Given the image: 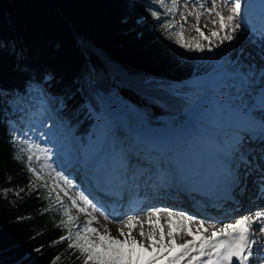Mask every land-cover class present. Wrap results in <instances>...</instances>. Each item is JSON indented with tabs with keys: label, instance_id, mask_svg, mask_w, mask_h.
<instances>
[{
	"label": "trees",
	"instance_id": "obj_1",
	"mask_svg": "<svg viewBox=\"0 0 264 264\" xmlns=\"http://www.w3.org/2000/svg\"><path fill=\"white\" fill-rule=\"evenodd\" d=\"M169 9L161 0H0V264H52L58 255L57 264H83L67 241L53 244L67 235L60 225L69 206L62 192L63 207L55 191L49 195L53 182L22 138L30 113L41 109L34 95L67 128L69 136H60L72 156L70 139L82 147L94 142L99 90L117 92L152 123L172 115L183 121L190 79L227 62L213 45L201 42L198 52L175 43L176 29L161 28L180 24ZM184 38L198 39L186 29ZM29 155L42 180L28 170Z\"/></svg>",
	"mask_w": 264,
	"mask_h": 264
},
{
	"label": "snow or ice",
	"instance_id": "obj_2",
	"mask_svg": "<svg viewBox=\"0 0 264 264\" xmlns=\"http://www.w3.org/2000/svg\"><path fill=\"white\" fill-rule=\"evenodd\" d=\"M161 3H163V0H161ZM200 7L203 8L204 5ZM217 9L216 0H211V7H208L205 11L189 12L188 15H194L196 23L192 25V28L198 33L199 37L209 41V43L214 38L219 41V44H223L225 41H232L237 30L241 28V25L236 22L241 13V3L239 0H231V7L228 8L230 14L228 15L222 14ZM168 11L175 14V0H173V7ZM205 12L209 17V22L214 27L218 25L216 30L210 31L209 35H205L200 27L201 17L205 15ZM180 15L184 23H187V16L184 13ZM152 16L158 17V13L153 11ZM207 27L208 23H205L204 28ZM161 28L165 32L169 29H176L175 36L178 38L175 39V43L179 44L180 47L190 51H205V46L200 39L193 38L188 42L185 41L183 23L177 24L174 20H169L164 22ZM167 38L172 39V34H169ZM208 51H212L211 47L208 48ZM261 75L264 76V72ZM262 95H264V87L261 88L260 96ZM28 147L29 149H40L38 144H30ZM40 151H46V149H40ZM32 161L33 156L29 155L27 157L28 170L36 176V179L42 180L43 178L36 168L32 166ZM48 167L55 174L54 186L49 195L52 191H55L56 202L61 203L63 207L60 195L63 192L64 196H67L71 201L72 208H76L79 212L90 215V212L98 211L93 201L83 193L76 192L74 196H69L67 189L59 186V181H63L64 184H68L69 181L59 171H56L52 165H48ZM260 180V192L264 194V172L261 173ZM31 186L35 187L34 184ZM43 186L47 188L46 181ZM77 198H79V201ZM79 202H82L84 207H79ZM70 211V208L63 207V214L67 219H62L60 225L67 230V235H61L59 240L53 241V244L67 241V248L78 251L80 256L77 259H82L83 264H157V261L162 258L166 259L167 264H182V262L184 264H251L250 257L254 253L253 246L264 240V211H257L252 216H241L235 220V223H224L218 231L213 230L209 236H205L209 229L205 228L201 222L196 228V233H199V236L196 237L189 227V224L193 222L192 216L182 212H173L170 209H154L146 214L148 222L151 223L153 216L158 217L161 212H166L169 227L167 235L169 238L181 232L194 237L191 241L181 244L179 246L180 250L175 255H166L172 253L174 241L165 244L162 230L159 240L156 239L155 231L145 233L142 227L143 221L139 216L129 215L126 219L114 220V223L124 227L118 228V235L113 236L111 230L107 227H104L101 231V229L92 226L93 223H99L98 218L95 216L86 220L82 225H76L77 217L72 216ZM100 215H103L106 221L109 220V217L104 215L103 212H100ZM173 217L176 219L174 220ZM253 225L257 226L255 230ZM73 226H75V230H73ZM137 226H140L139 237L141 239L139 240L132 234ZM211 227L215 229L216 226L212 225ZM124 228L127 229L126 232ZM256 231L259 232V237H257ZM145 241H150V243L146 246ZM157 244L160 245L159 249L154 247ZM149 248H152L153 252L147 256L143 255L149 252ZM259 251L264 253V245H261ZM60 259L61 256H56L52 264H57Z\"/></svg>",
	"mask_w": 264,
	"mask_h": 264
},
{
	"label": "bare ground",
	"instance_id": "obj_3",
	"mask_svg": "<svg viewBox=\"0 0 264 264\" xmlns=\"http://www.w3.org/2000/svg\"><path fill=\"white\" fill-rule=\"evenodd\" d=\"M191 2L194 6H196L198 9V12L205 11L208 7H211V0H200V2L196 0H188ZM217 5L220 7V10L222 14L228 15L230 14L228 12V8L231 7V4L228 2H221L220 0H216ZM196 3H199L200 6L204 5L203 8L200 6L198 7ZM205 23H208V26L211 25L209 22V17L207 16V13L205 12V15L201 17ZM240 39L243 40L244 45H248L250 49H252V44H258L259 48L261 50L264 49V44L259 43L257 39H255L252 35L248 34L247 32L238 29L237 32L235 33ZM224 69V68H223ZM222 67H218L214 69L212 72L208 74L207 77H205L206 80H216L220 78L224 79H232L235 75L230 74V75H224L222 76ZM222 76V77H221ZM248 82H251L252 80L254 81L256 75L250 76L249 74H245L244 76ZM253 78V79H252ZM246 79H244L241 83L245 82ZM229 90V84H225L222 87L215 88V89H208L204 94L200 95L198 97L197 103L191 105L190 107H187V109L195 108V111L193 112L192 115H190L187 118V121H185L184 124H179V121L173 120L170 121L173 125H176V127L182 126L183 133L185 134V142H187L190 137L194 134L198 133H204V132H199L197 129V126L201 125H207L210 128L209 129H217L216 133L218 135H221V130L224 129L223 125V120L224 114L228 109H236L239 106L243 105L240 103V96L237 92H232L235 94L233 96L232 94H227L228 100L223 98V93ZM236 97V99H235ZM137 105L135 104L134 107L130 106L128 108V113H130L132 116L135 114V123L138 127H145L146 120H144L141 117V114L137 112ZM198 114V115H197ZM197 115V116H195ZM179 120V117L177 118ZM211 130H208V133H210ZM113 144V143H112ZM185 145H189L191 148L192 144H187L183 143ZM228 144V149L229 153L231 155V160L235 161L240 166V169L238 171V183L235 187V199L233 202L228 203L227 207L232 211L231 214H240L239 216H242L244 214H247L248 216H252L254 213L257 211H264V196L262 195H257V189L254 188V184L259 181V172L255 173H250L248 172L250 170L249 167L245 166L242 164L240 161L237 160L236 155V148L234 144L230 143V139L227 140ZM114 146H117L114 144ZM250 146L248 145H243V150L247 153L253 156V161L254 163L259 164V168L261 169L262 167V160L264 156V150L261 149L258 145H254V150L250 151L249 148ZM113 148V147H111ZM190 149L186 150V146L183 147V150H174L170 154H166L172 159H178L181 160L183 157L187 155ZM263 154V155H262ZM122 153L119 154V157H121ZM84 157L87 161H90L91 163L98 161V157H95L92 155L91 157L89 154H85ZM90 159H87V158ZM84 158H78V161L83 160ZM58 158H55L57 160ZM68 165V162L65 164ZM149 169L145 171L144 173L141 174V172H136L134 173L133 177L129 179V183L126 184L125 192L122 195L121 200H115L113 203V206H126L130 202L128 198L132 195L135 194V192L138 190V186H140L143 190V196L146 198V207L138 212H133L132 210L126 209V210H117L116 212H112L110 210L107 211V214L112 218V220H105L103 215H100L99 211L96 212L97 215L100 217V225L104 228L107 227L111 230L113 233L118 234V228L124 227L123 225L114 223V220H120V219H126L129 215H132L134 213L135 216L141 217L143 224V230L145 233L153 232L155 231L156 233V239H159L160 237V231L158 230L157 227V221L160 222V224L167 226V213L166 212H161L159 216H153L151 218V223L148 222L147 220V213L150 211H153L154 209H170L173 212H180L177 210L178 206L174 205L173 203L176 204L180 203L185 209V211H189L190 209H197L200 212H206L208 210V204L206 202L199 201V203H196L194 201V197L190 196L188 198L184 192L172 179L171 174L165 173L163 171H158L156 167L149 166ZM134 169H131V172H133ZM127 180H128V175L125 174ZM108 187L110 190L112 187L116 184L110 183L109 181L107 182ZM87 191V190H86ZM255 192V194H254ZM254 194V195H253ZM113 197H116L112 194ZM104 196V191L101 190L100 195L98 196V199L96 200L97 206L101 207L104 202L102 201V197ZM166 203L167 206H164ZM174 205V206H173ZM255 206L251 209H249L247 212H243L244 208H248L249 206ZM240 208V209H236ZM148 209L146 212H143V210ZM189 209V210H188ZM142 211V212H141ZM243 212V213H242ZM242 213V214H241ZM105 215V214H104ZM174 220L176 219L173 217ZM228 221H233V220H228ZM197 224V221L193 220L189 225L194 227ZM169 228V227H168ZM257 228L256 225H253V229L255 230ZM125 232L127 231L126 228H124ZM140 231V226H137L136 229L133 230V235L135 237H139L137 232ZM169 231V230H168ZM175 231V230H174ZM168 232H164V243L169 244L171 242H168L169 239L175 240V242L179 245L184 244L185 242L182 240L184 234L181 232L179 234L174 235V237L169 238L167 235ZM257 237H259V232L256 231ZM141 238V237H140ZM194 238V237H193ZM192 238V239H193ZM180 250L178 245H174L172 249V253L166 254V255H175L176 252ZM257 264H259V260L256 259ZM157 264H167L166 259L162 258L161 260L157 261ZM184 264V262H182Z\"/></svg>",
	"mask_w": 264,
	"mask_h": 264
},
{
	"label": "rangeland",
	"instance_id": "obj_4",
	"mask_svg": "<svg viewBox=\"0 0 264 264\" xmlns=\"http://www.w3.org/2000/svg\"><path fill=\"white\" fill-rule=\"evenodd\" d=\"M164 4L168 6L169 8L173 7V0H163ZM200 2V0H196ZM199 7L200 4L196 3ZM175 20H177L180 23H183L184 28L186 29V32L189 36L196 37L201 40V42L209 45H213L217 49H220L221 51L225 52L227 56V62L225 65L222 66L224 68V71H227L228 73L226 75L233 74L235 75L232 79H224V78H218L216 80H206L205 77L207 75L203 76H194L190 79V87L187 90L186 94H188V99L190 100V106L197 103L198 97L200 95L204 94L208 89H215L224 86L225 84H229V90L223 93V98L228 100L227 94H233L232 92L235 91L236 86L238 85V81L241 80V75L244 73H250L255 71L257 68L264 69V49L261 50L258 46V44H252V49L249 48L248 45H244L243 40L240 39L236 34L234 35V39L232 41H225L223 44H219V41L212 39L211 43L209 41L203 40L201 37H199L198 33L192 28V25L196 23L194 15H188L189 12H198L197 7L194 6L191 2L188 0H175ZM220 10V7L218 6V9ZM221 11V10H220ZM181 13H184L185 16H187V23H184ZM237 23H239L238 19L236 20ZM204 20L201 18V24L200 27L204 31L205 35H209L210 31L216 30L218 25L214 27L212 24L208 26L207 28H204ZM241 30H243L241 28ZM244 31V30H243ZM223 34V33H222ZM259 43H262L261 41L257 40ZM263 44V43H262ZM219 45V46H218ZM262 67H259V66ZM221 68V67H220ZM108 100H105L104 98H100L96 96V100L99 104V109L93 114L95 115L96 121H97V128L95 133V138L92 146L90 147H82L80 144H78L75 140V138L70 139V144L72 146L71 153L72 156H68V152L65 150L63 144V140L61 138V134H64L65 137L69 136V132L67 131V128L62 124H54L51 121L50 118V112L47 108V103L45 102L44 98L40 95H34L33 99H37L38 102L41 104L40 112L37 116L32 117L34 115L32 112L29 115V118L26 120V125H23L21 127L22 132V138L24 143H26L28 146L30 144H38L40 146V149H46V151H40V149L33 148L36 155L40 156V161L36 164L40 170L45 171L46 178L49 179L51 182H55V174L51 171V169L48 167V165H52L54 168L55 165H60L59 171L62 176H64L69 183L64 184L63 181H59V186L62 188H66L68 191L69 196H74L76 192L83 193V187L82 183L74 181V179L71 176V172L73 171V168H70L69 172H64L65 164L72 163V165H76L78 169H80L83 165V160L78 161V158H81L85 154H89L91 157L92 155L96 156L98 155L102 150L109 149L111 147H114L115 145H118L115 141V136L117 139V134L114 133L112 135L111 130L114 127V122L111 120L114 116L115 111L118 109L121 110H128L130 106L134 107V103L129 102L128 100L122 98L117 92L113 91L112 93L107 94ZM236 99V97H235ZM189 106V107H190ZM137 112L141 114V117L146 120V124L148 123L147 120L149 118L141 109L139 106H137ZM91 110V108H89ZM92 111V110H91ZM195 111V108L185 109V120L182 123H185L187 121V118L193 114ZM117 113V112H116ZM198 115V114H197ZM32 117V118H31ZM165 121H175L177 120V117L175 115H172L170 117L163 118ZM38 123V124H37ZM179 122V124H182ZM210 127L207 125H201L197 126V129H203V130H211V131H217V129H209ZM224 130H221V133H223ZM115 141V142H114ZM119 143L121 141H118ZM113 143V144H112ZM117 147V146H115ZM249 148V147H248ZM130 155L131 151L129 152ZM123 154H125V151H123ZM137 155V156H136ZM132 157V156H131ZM130 157V159H131ZM139 157V154H135V160ZM55 158H58L55 160ZM87 159H90L89 157ZM134 160V161H135ZM85 161V160H84ZM129 162V160H128ZM137 163V162H135ZM125 172V171H124ZM131 178V177H130ZM87 184L89 182L87 181ZM254 188H257L256 183L254 184ZM63 194V192H62ZM84 194V193H83ZM255 194V192H254ZM253 194V195H254ZM64 195V194H63ZM85 195V194H84ZM86 196V195H85ZM89 198L88 196H86ZM66 204L71 209L72 215L74 217H77L76 223L78 225H82L86 220L91 219L93 216L97 217L99 220V223H93V227H97L103 231V227L100 225V217L96 214V212H90L89 214L79 212L76 208H72L71 201L68 199L67 196H64ZM92 200L91 198H89ZM79 201V198H77ZM93 201V200H92ZM93 203L97 206V204L93 201ZM79 207H84L82 202L78 203ZM255 206H252V208ZM98 211L103 212V206L98 207ZM148 209L143 210V212H146ZM182 213H187L183 210H179ZM142 212V211H141ZM105 214V213H104ZM109 217L110 220L112 218ZM134 215V214H132ZM174 219V218H173ZM233 220V219H232ZM203 223L205 227H207V224L203 220H199L197 222L198 224ZM157 227L158 230L161 232V230L164 232H168L169 228L167 226H164L160 224V222L157 221ZM191 231L193 234L196 232V228L198 226H194L191 228L189 225ZM175 230V229H173ZM202 231V229H201ZM113 236H117V233L111 232ZM139 236V232H137ZM184 234V233H183ZM138 240L141 239L140 237H136ZM193 238V235H185L183 236L182 240L184 242L191 241ZM159 240V239H157ZM175 240L169 239L168 242H172ZM150 243V241H145V244ZM156 249L160 248V245L157 244L154 246ZM153 252L152 248H149L148 253H144L143 255L147 256L148 254H151Z\"/></svg>",
	"mask_w": 264,
	"mask_h": 264
},
{
	"label": "water",
	"instance_id": "obj_5",
	"mask_svg": "<svg viewBox=\"0 0 264 264\" xmlns=\"http://www.w3.org/2000/svg\"><path fill=\"white\" fill-rule=\"evenodd\" d=\"M99 94L102 98H104L105 100H108L107 94H105L103 91L99 90Z\"/></svg>",
	"mask_w": 264,
	"mask_h": 264
}]
</instances>
